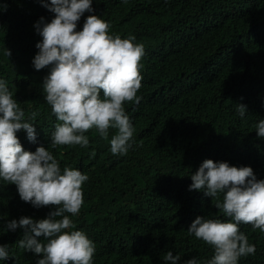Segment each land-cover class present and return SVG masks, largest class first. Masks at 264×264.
<instances>
[{
	"label": "trees",
	"instance_id": "trees-1",
	"mask_svg": "<svg viewBox=\"0 0 264 264\" xmlns=\"http://www.w3.org/2000/svg\"><path fill=\"white\" fill-rule=\"evenodd\" d=\"M92 8L77 31L89 15H98L110 23V34L134 35L145 47L140 103L124 104L135 129L133 147L113 158V130L104 140L92 129L87 148H51L58 121L43 91L51 66L36 70L33 59L43 39L35 24L55 14L41 0H0V79L26 117L38 113L30 121L35 142L21 129L20 143L32 152L49 147L62 169L89 176L84 204L71 218L73 230L95 244L93 264H167L169 250L180 256L178 264L193 257L207 264L214 249L188 235V228L197 216L229 218L211 196L189 190L191 174L212 159L250 166L264 179V139L255 129L264 119V0H93ZM241 103L247 106L243 119L236 110ZM52 210L24 202L15 184L0 187V245L10 253L0 264H37V254L19 247L24 230L6 226L22 216L46 218ZM239 227L256 253L238 264H264V233L251 224Z\"/></svg>",
	"mask_w": 264,
	"mask_h": 264
},
{
	"label": "clouds",
	"instance_id": "clouds-1",
	"mask_svg": "<svg viewBox=\"0 0 264 264\" xmlns=\"http://www.w3.org/2000/svg\"><path fill=\"white\" fill-rule=\"evenodd\" d=\"M92 2L41 0L55 15L50 22L41 17L35 24L43 39L36 44L39 51L33 64L36 70L51 66L43 82L45 100L58 121L51 135V148H87L89 130L95 129L104 140H109L113 130L109 151L113 158H119L134 144L135 129L124 104L140 103L137 93L142 87L140 68L145 47L135 42L134 35L121 38L110 34V23L98 15H89L83 29L77 31L84 13L94 12ZM6 55H11L9 49ZM236 105L243 119L247 106ZM37 116L32 112L26 117L7 82L0 79V187L15 184L20 198L36 208L54 206L43 219L22 216L8 221L7 230H24L19 247L37 254V264H93L95 244L84 231L73 230L71 218L79 215L84 204L83 184L89 176L72 167L62 169L49 147L24 150L16 133L23 129L29 141L35 142L36 128L30 121ZM255 129L264 139V119ZM191 180L189 190L211 196L214 206L229 218L223 221L197 216L188 228V235L214 249L207 264H238L241 257L255 255L256 245L239 226L251 224L264 233V179H257L250 166L206 159L191 174ZM38 237H44L43 241ZM9 257V246L0 245V260ZM163 259L167 264H178L180 256L169 250ZM185 264L200 261L193 257Z\"/></svg>",
	"mask_w": 264,
	"mask_h": 264
}]
</instances>
